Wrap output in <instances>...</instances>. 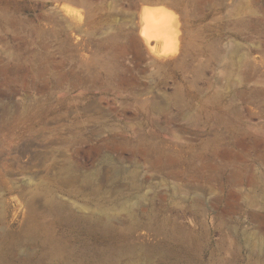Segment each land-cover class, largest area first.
I'll list each match as a JSON object with an SVG mask.
<instances>
[{
	"label": "rangeland",
	"instance_id": "obj_1",
	"mask_svg": "<svg viewBox=\"0 0 264 264\" xmlns=\"http://www.w3.org/2000/svg\"><path fill=\"white\" fill-rule=\"evenodd\" d=\"M0 264H264V0H0Z\"/></svg>",
	"mask_w": 264,
	"mask_h": 264
},
{
	"label": "bare ground",
	"instance_id": "obj_2",
	"mask_svg": "<svg viewBox=\"0 0 264 264\" xmlns=\"http://www.w3.org/2000/svg\"><path fill=\"white\" fill-rule=\"evenodd\" d=\"M140 26L145 43L151 50L157 51L161 45H164L165 53L170 55L173 51L172 47L179 45L181 24L177 14L171 9H158L154 13L143 11Z\"/></svg>",
	"mask_w": 264,
	"mask_h": 264
}]
</instances>
